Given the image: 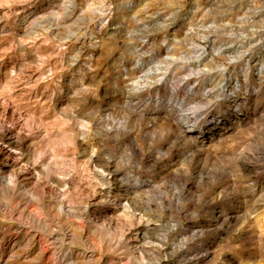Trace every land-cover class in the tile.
I'll use <instances>...</instances> for the list:
<instances>
[{"label": "rangeland", "instance_id": "obj_1", "mask_svg": "<svg viewBox=\"0 0 264 264\" xmlns=\"http://www.w3.org/2000/svg\"><path fill=\"white\" fill-rule=\"evenodd\" d=\"M0 264H264V0H0Z\"/></svg>", "mask_w": 264, "mask_h": 264}, {"label": "bare ground", "instance_id": "obj_2", "mask_svg": "<svg viewBox=\"0 0 264 264\" xmlns=\"http://www.w3.org/2000/svg\"><path fill=\"white\" fill-rule=\"evenodd\" d=\"M164 80H160V82H163ZM231 86V82L227 81L223 86H222V90L221 91H225V89L227 90L229 87ZM235 86L238 88L240 86L239 81H236ZM179 88H174L172 90L173 95H172V99L174 100L173 102L170 103L169 105V111L171 114L174 113L176 114V126L177 129H179L182 133L186 134V135H193V134H202V136L206 135L205 129L206 127L199 129L198 127V121H199V116H200V112L196 113V112H190L193 108H185V104L184 101H180V99L178 97H176V95L179 93ZM193 91V89H191ZM191 91V92H192ZM193 93V92H192ZM231 93V92H230ZM211 94V90H207L204 94L205 97H208ZM236 92H232L230 94L231 97H234L233 95H235ZM193 97V96H192ZM200 101V100H199ZM129 106L134 107L135 109H141V107H136L135 105L132 104L133 100L129 99L128 101ZM212 102V101H211ZM214 102V101H213ZM198 103V102H197ZM200 103H203L202 101H200ZM205 103V102H204ZM204 103L202 104L203 107H207L206 104L204 105ZM211 104V103H210ZM167 110V109H166ZM208 126V125H207ZM199 129V130H198ZM219 131L222 129H218ZM223 131V130H222ZM212 134V133H211ZM210 134V135H211ZM214 134V133H213ZM212 134V135H213ZM189 137V138H190ZM192 138V137H191ZM46 226V225H45ZM18 240V239H17Z\"/></svg>", "mask_w": 264, "mask_h": 264}]
</instances>
